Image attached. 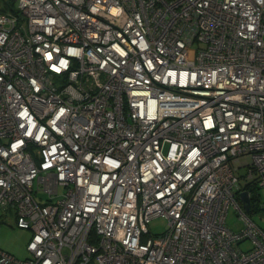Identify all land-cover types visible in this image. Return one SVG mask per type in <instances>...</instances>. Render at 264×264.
<instances>
[{
    "label": "built area",
    "instance_id": "obj_1",
    "mask_svg": "<svg viewBox=\"0 0 264 264\" xmlns=\"http://www.w3.org/2000/svg\"><path fill=\"white\" fill-rule=\"evenodd\" d=\"M247 186L264 0L0 1V208L31 231L0 264H264Z\"/></svg>",
    "mask_w": 264,
    "mask_h": 264
},
{
    "label": "rangeland",
    "instance_id": "obj_2",
    "mask_svg": "<svg viewBox=\"0 0 264 264\" xmlns=\"http://www.w3.org/2000/svg\"><path fill=\"white\" fill-rule=\"evenodd\" d=\"M189 57H193V53H189ZM246 160V161H245ZM246 157H240L234 166H238V175H244L247 166ZM36 186V182L34 184ZM41 190L37 191V196L44 198L46 195L42 190V184H39ZM63 189L59 188V194H62ZM257 201L254 203L253 210L249 212L253 221L264 230V186H259L257 189ZM54 198H56L54 196ZM166 219L160 216L154 217L148 223L149 234L156 236L161 234L166 229ZM226 226L233 230L239 231L243 226V221L238 217L236 209L231 206L228 209L226 216ZM31 236L29 229L20 228L16 225L14 215L8 211H3L0 208V249L12 254L18 259L29 257V252L26 249L27 242ZM250 246V241H244L240 244L242 250H246Z\"/></svg>",
    "mask_w": 264,
    "mask_h": 264
},
{
    "label": "trees",
    "instance_id": "obj_3",
    "mask_svg": "<svg viewBox=\"0 0 264 264\" xmlns=\"http://www.w3.org/2000/svg\"><path fill=\"white\" fill-rule=\"evenodd\" d=\"M2 1V0H0ZM11 5V3H5V6L2 7V9H6V8H9V6ZM247 188H249L248 190L250 191V202H251V210H253V206H254V203L257 201V195H258V192H257V187H252V186H247ZM249 211V212H250Z\"/></svg>",
    "mask_w": 264,
    "mask_h": 264
},
{
    "label": "water",
    "instance_id": "obj_4",
    "mask_svg": "<svg viewBox=\"0 0 264 264\" xmlns=\"http://www.w3.org/2000/svg\"><path fill=\"white\" fill-rule=\"evenodd\" d=\"M240 199L242 201L244 209L249 212L251 210V202L249 198L248 191H242L240 194Z\"/></svg>",
    "mask_w": 264,
    "mask_h": 264
}]
</instances>
